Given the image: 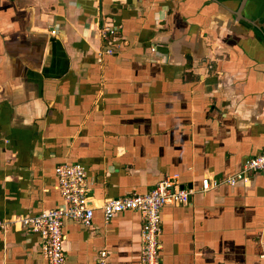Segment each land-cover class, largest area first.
Instances as JSON below:
<instances>
[{"label":"crops","instance_id":"1","mask_svg":"<svg viewBox=\"0 0 264 264\" xmlns=\"http://www.w3.org/2000/svg\"><path fill=\"white\" fill-rule=\"evenodd\" d=\"M241 1L0 0V219L61 205L77 163L94 209L63 221L64 264H139V212L98 206L174 175L192 193L160 211L161 264H264V175L224 181L264 144V0ZM40 242L0 232V264H46Z\"/></svg>","mask_w":264,"mask_h":264},{"label":"built area","instance_id":"2","mask_svg":"<svg viewBox=\"0 0 264 264\" xmlns=\"http://www.w3.org/2000/svg\"><path fill=\"white\" fill-rule=\"evenodd\" d=\"M98 36L103 41L115 37L116 28L102 22L97 26ZM114 48L106 46L98 52L112 53ZM251 171H258L264 175V144L261 151L244 161L240 171L224 181L233 184L236 180L245 179ZM57 190L61 198V205L41 210L32 216H12L0 219V232L10 227L25 228L37 233L40 238V252L46 264H64L62 223L64 220H77L89 225L94 207L89 204V187L82 165L77 163H58L54 167ZM222 181L203 177L200 190L205 191L219 185ZM192 190L182 187L176 176H168L158 181L145 193H132L120 197L104 199L100 208L103 218L109 220L115 214L126 210L139 212L142 219L140 230V257L139 264H161L159 258L160 242V211L164 205L180 206L187 204ZM97 264H109L107 252L100 249L97 253Z\"/></svg>","mask_w":264,"mask_h":264},{"label":"water","instance_id":"3","mask_svg":"<svg viewBox=\"0 0 264 264\" xmlns=\"http://www.w3.org/2000/svg\"><path fill=\"white\" fill-rule=\"evenodd\" d=\"M245 2H246V0L241 1V5H242L241 9H243ZM241 12L242 11L240 10V12H237V13L240 14ZM240 16H241V19H243L245 17L244 13H241Z\"/></svg>","mask_w":264,"mask_h":264}]
</instances>
